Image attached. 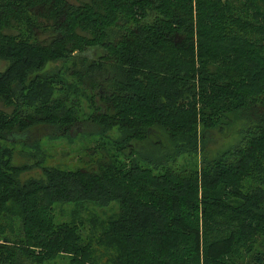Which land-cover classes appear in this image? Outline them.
<instances>
[{
  "label": "trees",
  "instance_id": "16d2710c",
  "mask_svg": "<svg viewBox=\"0 0 264 264\" xmlns=\"http://www.w3.org/2000/svg\"><path fill=\"white\" fill-rule=\"evenodd\" d=\"M0 59V264H264V0H0ZM228 115L240 139L209 157ZM80 121L116 129L128 166L19 179L2 141ZM65 202L116 205L95 244L55 222Z\"/></svg>",
  "mask_w": 264,
  "mask_h": 264
},
{
  "label": "rangeland",
  "instance_id": "374dc122",
  "mask_svg": "<svg viewBox=\"0 0 264 264\" xmlns=\"http://www.w3.org/2000/svg\"><path fill=\"white\" fill-rule=\"evenodd\" d=\"M72 3H79L83 0H69ZM60 63L49 62L44 71L53 72ZM8 63L0 59V72H2ZM71 80V79H70ZM79 105L77 107L79 119L85 118L87 113L93 111L90 98L85 95H78ZM227 125L222 129L212 130L207 134L209 140L206 154L209 157L215 156L232 147L238 142L241 135H238L237 128L244 121L236 124L229 123L233 115L226 118ZM84 120V119H83ZM44 126L32 128V130L22 131L10 134V138L2 141V144L12 150L11 164L15 166L27 165L29 168L19 175L21 181L27 178H41V168L46 166H60L66 170H75L79 167L94 168L100 161L103 162L105 157L110 156L112 160L122 161L124 168L128 166L131 156H125L120 151V146L115 145L118 132L116 129L107 130L105 136L101 134L99 126L96 124L85 125L82 121L78 122L69 130L66 135H60ZM154 134V133H153ZM151 135L147 139L150 144L160 138V134ZM132 147V145H131ZM152 151H150L151 153ZM137 155V154H136ZM156 156V155H155ZM200 155H178L175 162L169 161V165L182 167H197ZM140 166L149 165L137 157ZM38 162V165H36ZM154 171L163 169L160 165L153 166ZM54 220L60 222H74L78 225V232L83 244H95L98 234L106 226V221L116 209V205L100 206L95 203H56L53 206ZM43 264H70L69 257L59 255L55 259L45 261Z\"/></svg>",
  "mask_w": 264,
  "mask_h": 264
}]
</instances>
